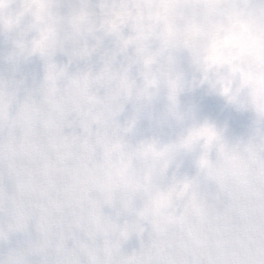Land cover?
<instances>
[{
	"label": "clouds",
	"instance_id": "obj_1",
	"mask_svg": "<svg viewBox=\"0 0 264 264\" xmlns=\"http://www.w3.org/2000/svg\"><path fill=\"white\" fill-rule=\"evenodd\" d=\"M0 264H264V0H0Z\"/></svg>",
	"mask_w": 264,
	"mask_h": 264
}]
</instances>
